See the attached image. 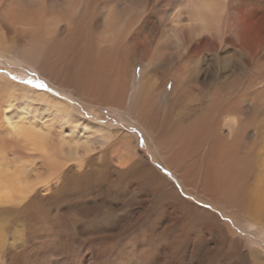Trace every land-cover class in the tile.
Returning <instances> with one entry per match:
<instances>
[{
	"label": "bare ground",
	"instance_id": "obj_1",
	"mask_svg": "<svg viewBox=\"0 0 264 264\" xmlns=\"http://www.w3.org/2000/svg\"><path fill=\"white\" fill-rule=\"evenodd\" d=\"M166 2L173 3V8L161 6L156 11ZM236 19L226 0H0L3 28L21 31L25 45L38 42L44 47L35 70L72 93L82 103L81 109H111L144 131L155 158L179 180L176 186L152 168L140 173L141 166L136 164L139 181L156 196L151 205L155 222L164 218L173 224L160 233L183 231L177 234L179 240L170 241V254L191 237L198 238L195 248L200 251L209 235L217 242L218 247L207 246L197 264H221V245L231 248L238 243L229 239L230 225L243 226L235 213L252 219L256 214L251 208L263 199L253 193L257 183L252 180L259 147L254 129L262 111L255 86L264 80V63L236 50L229 51L226 59L232 63L223 67L217 51ZM202 40L207 45L199 43ZM139 63L144 71L136 80L133 70ZM224 69L235 78L223 80ZM7 95L4 114L0 97V203L23 200L39 185L60 183L52 185L56 205L37 195L29 200L27 208L34 220L42 221L43 216L44 222L53 221L55 207L70 203L73 194L89 190L97 179L108 181L106 153L112 144L121 165L138 155L131 134L82 117L80 107L61 98L15 84ZM19 110H24V118L17 122ZM230 115L238 118V125L229 123ZM10 146L12 163L6 153ZM94 150L101 151L99 162L91 158ZM88 156L90 162L82 173L65 169L73 162L82 167ZM179 192L213 206L230 221L189 202ZM168 205L178 206L180 214L167 217ZM63 213L60 218L73 223L76 217L83 219L76 209ZM88 241L104 253L96 258L101 261L114 246L112 240ZM17 247L12 243L2 250L0 264L5 260L26 264L21 257L25 249ZM255 258L254 264H264L263 256Z\"/></svg>",
	"mask_w": 264,
	"mask_h": 264
},
{
	"label": "rangeland",
	"instance_id": "obj_2",
	"mask_svg": "<svg viewBox=\"0 0 264 264\" xmlns=\"http://www.w3.org/2000/svg\"><path fill=\"white\" fill-rule=\"evenodd\" d=\"M121 1L123 2V0ZM226 3L229 5V10L233 11L234 14L236 13L237 19L234 24L235 27L233 26L231 31L222 36L223 43L221 42V46L217 49L221 55V60H224L223 65H221L223 67L225 64L229 66L232 63V60L226 59L230 55L229 51L235 52L236 50L244 52L250 60L254 58L256 63L257 60L264 63V0H226ZM161 6L164 7L163 10H170L173 8V3H162V5L157 7L156 11L161 10ZM161 12L156 14L157 17H160ZM0 26L2 28H0V93L2 94H0V97L2 114L5 113L7 108L9 88L14 84L35 91L46 92L69 102L79 109L82 104L79 99L72 96V93L59 89L35 70V64H40L38 63L39 56L44 53L42 44L36 42L25 45L27 42L22 39L21 31L13 32L10 29L9 31L8 28H3L2 23H0ZM199 43L207 45L208 42L202 40ZM34 50L35 52H33ZM205 50L208 53L210 51L207 48ZM217 51H213L214 54ZM27 62H32L33 65ZM142 65L143 63H139L133 70L136 80L144 71ZM234 78L235 76L231 70H223V80L231 81ZM28 81L33 83H28ZM36 81L43 82L47 87H34V82ZM255 90L259 92L256 100L257 103L259 102L258 104L262 111L258 117L256 128L254 129L253 124L251 127V129L258 131L259 134L255 177L252 182L257 183V189L253 193L262 195L263 199L256 204L255 208H251L256 217L249 219L235 213L239 216L240 223L243 226L230 225L232 233L228 235L229 239L237 240L238 243L237 246H231V248L226 244L224 245L226 249L221 245V264H254L256 255L264 257V225H262L264 222V134H262L264 131V80L256 83ZM11 104L14 107V102ZM80 110L78 113L84 118L93 122L118 127L131 134L133 145L138 152L137 157L126 165H121L117 161V155L114 152L115 144H112L106 153L110 164V169L107 173L108 181L97 179L91 184L89 190L83 189L77 192L78 194H73L70 203L65 202L62 204L63 206L55 207L57 211L55 209L52 212L53 221H47L48 223L44 222L43 216V222L38 219L34 220V217L31 218L27 204L32 196L37 195L40 200L56 205L57 202L51 198L52 185L57 187L60 184L56 180L50 182L48 186L39 185L34 192H31L23 200L0 203V243L2 242L0 244V252L6 247L9 248L12 243L17 244L18 249L16 250L25 249L21 252V257L26 264H55V262L60 264H197L205 256L207 246L210 248L218 247L216 240L209 235L207 240L204 241L203 250H196L195 245L197 243L194 240L198 238L195 237L194 239L191 237L189 240L186 239L181 247H178L170 254V241L173 239L179 240L176 239V237H180L177 234L183 233V231L178 229L177 233L174 230L172 233H169V230L167 234L160 233L173 224L164 218V221L155 222L151 205L156 200V196L153 193L154 191L149 190L146 184L143 185L139 181L141 175L137 174L135 167L137 163L138 166H141L142 170L140 173L152 168L156 172L169 177L170 182L176 183L175 185L177 186L179 180L176 175L171 173L170 170L164 169L165 165L155 158L153 151L147 144L148 141L144 137V131L138 125L130 123L126 115L102 107H90V109H81L80 107ZM23 112L24 110H19L16 118L17 122L24 118ZM226 119L232 125L239 124L238 118L234 115H230ZM1 128L2 135H7L3 121ZM13 151L12 146L10 148L7 147L6 153L9 162L14 160ZM100 152V150H94L91 158H95L96 162H99ZM86 161L85 165L80 168L73 162L65 169L71 168L75 172L82 173L90 162L89 156ZM38 173L39 170L37 169L31 175L34 178ZM179 194L189 202L219 214L223 221H230L227 217L220 215V211L213 206L197 202L189 196L185 197L181 192ZM41 203V207H43V202L41 201ZM66 209L78 210L83 219L76 217L77 223H73L64 220V217L63 219L60 218L64 215L63 211ZM179 214L178 206L168 205L166 208L167 217ZM245 222L248 227L244 226ZM208 232L209 229L207 230ZM88 240H112L114 246L101 261V259L98 260L96 258H102L104 253L102 250H98L97 245H91ZM3 243L5 247L2 246ZM84 243L86 244L84 245ZM144 247H147L146 251L143 250ZM90 257H92V262H88ZM5 264H7L6 260Z\"/></svg>",
	"mask_w": 264,
	"mask_h": 264
},
{
	"label": "snow or ice",
	"instance_id": "obj_3",
	"mask_svg": "<svg viewBox=\"0 0 264 264\" xmlns=\"http://www.w3.org/2000/svg\"><path fill=\"white\" fill-rule=\"evenodd\" d=\"M28 83H33V82L32 81H28ZM34 87H36V88H46L47 85L44 84L43 82L36 81V82H34ZM168 87L170 88L171 85H168Z\"/></svg>",
	"mask_w": 264,
	"mask_h": 264
}]
</instances>
